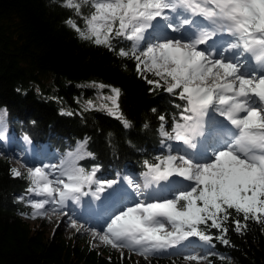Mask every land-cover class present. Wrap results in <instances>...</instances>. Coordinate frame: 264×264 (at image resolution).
Listing matches in <instances>:
<instances>
[{"label": "snow or ice", "instance_id": "obj_1", "mask_svg": "<svg viewBox=\"0 0 264 264\" xmlns=\"http://www.w3.org/2000/svg\"><path fill=\"white\" fill-rule=\"evenodd\" d=\"M85 3L92 9L86 15L81 14ZM62 6L81 16L82 26L65 20L79 38L130 57L141 78L182 104L175 105L179 113L170 132L164 129L166 117H159L161 150L169 154L144 162L142 186L123 178L133 190L130 203L121 202L125 193L118 181L97 179L98 167L86 171L79 164L93 156L85 140L59 164L27 168L26 191L43 197L29 200L33 218L46 215V205L94 197L101 201L105 225L93 230V237L144 256L190 245L192 237L210 243L213 237L202 225L219 229L218 238L227 244L223 234L230 217L236 231L250 219L264 223V0H65ZM123 41L130 48L119 46ZM93 84L110 88L105 99L111 106L102 107L117 115L121 90ZM120 119L130 127L122 114ZM72 226L77 227L75 220Z\"/></svg>", "mask_w": 264, "mask_h": 264}, {"label": "trees", "instance_id": "obj_2", "mask_svg": "<svg viewBox=\"0 0 264 264\" xmlns=\"http://www.w3.org/2000/svg\"><path fill=\"white\" fill-rule=\"evenodd\" d=\"M63 4L65 0H0V110L6 109L9 135L18 141L28 137L38 152L47 146L58 157L87 140L93 156L79 164L86 171L98 167L97 179L141 176L146 160L169 154L167 148L161 150L165 138L159 117H166L164 129L170 132L179 113L175 105L182 102L141 78L130 57L79 38L65 20L71 17L82 26L81 16ZM91 10L90 4H82L81 14ZM119 46L131 44L123 41ZM93 82L121 90L117 115L84 104L99 90ZM120 114L130 127H124ZM13 169L21 175L15 176ZM26 176V169L17 168L0 151V264H264V223L251 219L241 231L235 230L231 217L225 222L227 244L218 238L219 229L202 225L213 237L204 249V261L185 259L201 256L194 242L144 256L138 250L114 248L89 233L56 230L49 235L46 215L33 218L29 200L38 198L26 191ZM230 212L245 223L242 214Z\"/></svg>", "mask_w": 264, "mask_h": 264}, {"label": "rangeland", "instance_id": "obj_3", "mask_svg": "<svg viewBox=\"0 0 264 264\" xmlns=\"http://www.w3.org/2000/svg\"><path fill=\"white\" fill-rule=\"evenodd\" d=\"M111 95H112L111 90H102L101 88H99L98 92L94 96L85 99L83 101L86 106H88L89 101H91L94 107H102L105 104L111 106V101L105 99V97ZM0 117H2V120H0V151L9 155L12 158L14 164L17 166V168L27 170L28 167H33L41 164H59L60 160L66 156L65 155L63 157H58L53 155L52 153L48 152L47 146H44V149L38 152L36 149H34V146L28 137H20V141H18L17 139H13L9 135V131L7 130V113L5 108H2L0 110ZM81 141H85V140H79L77 144ZM77 144L75 145L74 149L69 150L68 152L75 151L77 148ZM172 144H173V148L175 149L177 145L175 144V142H172ZM85 150L88 151L86 145H85ZM172 152L174 155L177 154L175 150H173ZM123 178H124L123 174H120L118 176V186L125 193V198H123L121 202L130 203L134 199V196L132 195L133 190L131 185H128ZM132 179L135 181V183L140 184L141 186L143 185V179H144L143 176H134L132 177ZM85 190L87 191L88 189L86 188ZM100 195L101 197L104 196L103 193H101ZM36 198L42 199L43 197L36 196ZM85 202L87 203V208H89V211L92 213V217L95 220V223L93 221L85 220V218L82 215H80L81 213L84 212L86 208L83 206ZM69 203H74V202L69 200L65 203V205L62 206H57L54 204H49L45 206V211L47 213L46 217L48 220L47 223H48L49 235H52L56 230H61V231L65 230V232H67L68 234L74 231V232H82L83 234L89 233L91 235L93 230H96L98 232L102 231L105 225V218L100 211V207H101L100 200H97L91 196L82 197L79 203H74L75 204V206H73L75 208L74 213H71V209L68 207ZM73 220H75L77 224V227L75 228L72 226ZM95 239H99V238L97 237ZM190 240L201 248L200 249L201 257H205L204 249L206 248V246L211 245V242L208 243L201 241L199 239H195V240L190 239ZM183 247H189V246L187 244H185L184 246L178 245L176 247L162 249V250L164 251L173 250V249L178 250ZM202 260L204 261L205 259Z\"/></svg>", "mask_w": 264, "mask_h": 264}, {"label": "bare ground", "instance_id": "obj_4", "mask_svg": "<svg viewBox=\"0 0 264 264\" xmlns=\"http://www.w3.org/2000/svg\"><path fill=\"white\" fill-rule=\"evenodd\" d=\"M73 206H75L74 203H69V205H68V207L71 209V213H74L75 212V208ZM83 206L86 207V208H85L84 212L81 213L80 215H82L85 218V220H87V221H93L95 223V220L92 217V213L89 211V208H87V203L85 202V204H83Z\"/></svg>", "mask_w": 264, "mask_h": 264}]
</instances>
